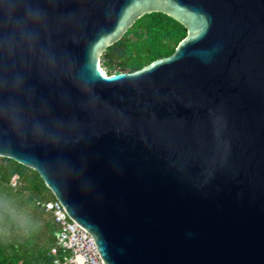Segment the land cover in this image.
<instances>
[{"label":"water","instance_id":"1","mask_svg":"<svg viewBox=\"0 0 264 264\" xmlns=\"http://www.w3.org/2000/svg\"><path fill=\"white\" fill-rule=\"evenodd\" d=\"M15 6L44 25L0 77L24 75L22 106L59 137L19 141L0 124V156L38 172L106 264H264V0ZM151 12L187 28L174 52L101 70L107 47Z\"/></svg>","mask_w":264,"mask_h":264},{"label":"trees","instance_id":"2","mask_svg":"<svg viewBox=\"0 0 264 264\" xmlns=\"http://www.w3.org/2000/svg\"><path fill=\"white\" fill-rule=\"evenodd\" d=\"M186 35L187 28L171 16L147 13L107 47L101 55L103 65L108 67V74L137 70L173 53ZM14 174L19 175L15 187L10 183ZM53 197L37 171L4 158L0 164V201L6 199L11 206L26 209L33 225L25 231L0 212V264H54L50 248L56 241L58 226L41 206Z\"/></svg>","mask_w":264,"mask_h":264},{"label":"clouds","instance_id":"3","mask_svg":"<svg viewBox=\"0 0 264 264\" xmlns=\"http://www.w3.org/2000/svg\"><path fill=\"white\" fill-rule=\"evenodd\" d=\"M44 25V15L37 9L26 7L21 14L15 6V0H0V30L8 29L3 40H0V61H14L17 56L32 52L37 43V29ZM43 69L47 73H55L59 69L55 58L50 54L42 57ZM26 80L23 74L13 73L9 77H0V95L7 94L6 103H0V124L19 140L29 137L37 143H54L58 141L59 132H54L35 116L26 112L21 98L26 96ZM81 90L87 93L88 85H81ZM0 212L10 217L21 229L27 231L33 221L24 208L11 206L5 199L0 201Z\"/></svg>","mask_w":264,"mask_h":264},{"label":"built area","instance_id":"4","mask_svg":"<svg viewBox=\"0 0 264 264\" xmlns=\"http://www.w3.org/2000/svg\"><path fill=\"white\" fill-rule=\"evenodd\" d=\"M4 157L0 156V164ZM18 174L11 177V185L16 186ZM52 214L57 223L56 241L50 252L54 264H106L100 256L93 236L69 217L62 203L53 197L41 203Z\"/></svg>","mask_w":264,"mask_h":264},{"label":"rangeland","instance_id":"5","mask_svg":"<svg viewBox=\"0 0 264 264\" xmlns=\"http://www.w3.org/2000/svg\"><path fill=\"white\" fill-rule=\"evenodd\" d=\"M103 61H104V59L101 57L100 58V65L102 66L103 69L106 70V72H108V67L103 65Z\"/></svg>","mask_w":264,"mask_h":264},{"label":"bare ground","instance_id":"6","mask_svg":"<svg viewBox=\"0 0 264 264\" xmlns=\"http://www.w3.org/2000/svg\"><path fill=\"white\" fill-rule=\"evenodd\" d=\"M100 68H101V70H103L104 72H105V70L102 68V66L100 65ZM106 73V72H105Z\"/></svg>","mask_w":264,"mask_h":264}]
</instances>
